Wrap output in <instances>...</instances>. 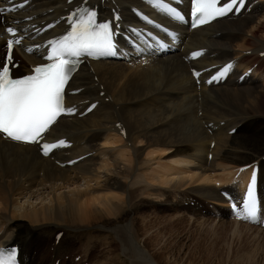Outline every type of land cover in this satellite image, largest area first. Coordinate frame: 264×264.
Listing matches in <instances>:
<instances>
[{
  "label": "bare ground",
  "instance_id": "bare-ground-1",
  "mask_svg": "<svg viewBox=\"0 0 264 264\" xmlns=\"http://www.w3.org/2000/svg\"><path fill=\"white\" fill-rule=\"evenodd\" d=\"M81 1L30 0L21 13L13 17L30 16L24 24L47 22L63 14L64 6L78 5ZM255 1L249 12L230 20L215 21L193 31L178 27L181 30L178 46L182 49L177 51L181 53L176 51L152 60L133 56L128 60L120 56L117 60L83 65L71 80V88H80V91L69 96V104L82 108L86 99L97 100L95 108L83 117L59 119L49 130L50 139L65 136L72 141L68 148L53 153L59 162L88 153L72 166H57L50 157L38 155L34 145L0 137V245L17 243L27 264H47L51 257L54 260L70 251L67 244L75 241L61 236L53 250L48 251L42 247L46 241L43 236L40 248L33 250L37 246L33 240L45 228H86L85 232L98 229L95 234L106 236L114 233V228H121L125 233L120 232L119 249L132 264H158L152 260L153 255L159 260L169 258L171 264V247L163 240L181 220L169 217L166 223L155 220L151 224L149 217L152 213L157 217L159 207L148 213L139 212V208L149 202L147 198L164 197V192L170 191L173 197H195L201 204L202 200H219L214 183L229 185L231 168L264 154V58L258 57L264 51V17L259 22L253 19L262 10L264 1ZM137 2L87 0L85 4L98 5L107 16L109 7H117L124 21L131 18L130 10ZM2 18L4 22L9 19L6 15ZM1 29L0 23V33ZM52 32L53 29L38 39ZM1 46L0 41V63ZM196 47L206 48L198 59L200 67L236 59L233 78L253 62L257 66L240 84L226 79L215 87L200 86L198 100L188 73L189 67L194 65L181 59L182 53ZM14 55L20 62L14 69L16 73L27 63L38 62L34 55ZM99 91H103L101 96ZM225 117L230 118L225 123L231 124L217 127L211 134L202 125ZM116 123L123 127L122 133L118 132ZM237 123L240 125L235 132L227 135L226 131ZM254 129L258 135L252 133ZM211 139L214 145L209 148ZM160 159L166 162L158 163ZM154 160L155 167H151ZM258 183L264 203V160L259 164ZM170 192L165 195L169 197ZM153 202L158 205L157 201ZM177 202H171L176 208L171 210L174 214L192 211ZM214 204L220 209L215 212L226 216L225 205L216 201ZM171 205L167 204L169 208ZM186 211L188 216L194 215ZM110 219L122 220L124 224L110 227L105 223ZM202 220L194 216L192 221ZM221 221L233 227H245L256 236L263 235V231L252 226L226 218ZM149 232H152L150 239ZM83 240L78 244L80 247L85 244V252L77 247L81 259L89 256L92 245L86 238ZM105 243L111 248H107L103 260L105 264H114L115 243L113 240ZM146 244L152 247V253L146 250Z\"/></svg>",
  "mask_w": 264,
  "mask_h": 264
},
{
  "label": "snow or ice",
  "instance_id": "snow-or-ice-1",
  "mask_svg": "<svg viewBox=\"0 0 264 264\" xmlns=\"http://www.w3.org/2000/svg\"><path fill=\"white\" fill-rule=\"evenodd\" d=\"M27 2V0H25ZM152 3L172 17L183 19V15L169 2L165 0H152ZM191 15L193 27L222 17L235 10L239 13L245 6V0H191ZM23 7V5H20ZM2 11V9H0ZM84 11V16L78 14ZM97 13L94 10H81L72 14L71 31L63 35L59 40L52 42L51 53L47 61L35 66L30 74L14 78L11 74L9 63L0 65V133L14 141L40 144L44 134L50 129L59 117L65 112H72L64 105L65 86L70 75L75 71L78 59L81 56H101L115 54V33L110 22L97 23ZM13 28H7V32L13 33ZM15 43H20L17 39ZM13 41H8V49L11 52ZM199 56V52L192 54ZM15 67V65H13ZM232 64L225 65L217 75L213 76L209 83L224 76ZM195 76L199 72L194 71ZM92 107H95L93 105ZM91 111V108L89 109ZM61 140L57 144L43 143L42 149L47 155L51 148L64 145ZM70 163H75L70 161ZM255 173L253 174V183ZM237 208L236 204L232 205ZM244 213L242 219H253L257 216V201L252 184L243 201ZM239 215V213H238ZM15 249L4 255L0 249V264H16Z\"/></svg>",
  "mask_w": 264,
  "mask_h": 264
},
{
  "label": "rangeland",
  "instance_id": "rangeland-1",
  "mask_svg": "<svg viewBox=\"0 0 264 264\" xmlns=\"http://www.w3.org/2000/svg\"><path fill=\"white\" fill-rule=\"evenodd\" d=\"M254 17L255 18L253 19H255L256 22H259L264 17V8L260 10V12H258L257 16ZM255 130L257 129H254L252 133L254 135H258L259 132L255 134ZM249 132L250 129L246 131V135ZM162 162L165 163L166 160L163 161L160 159L158 161V163L161 164ZM155 164L156 163L154 160V162H152V165L150 166L155 167ZM169 192L170 191L164 192V197H160L161 199L164 198L163 201L160 200V198L155 199L154 197L153 198L148 197L147 201L149 202L145 204L146 206L145 205L144 207L141 206L139 208V212L148 213L147 211H151L155 207L156 208L159 207V209L157 210L158 212L157 217L153 213L149 217L151 224H153V221L155 220L157 222L159 221L160 224L166 223L167 222L166 219L169 217L174 218V220L176 219L181 220L180 221L181 224L173 226L168 233V238H164L163 240V243L171 247V255H170V258L172 260L171 264H264V234L260 236H256L251 231L246 230L245 227H241V226L233 227L230 223L224 222L223 224L221 220H215L212 219L211 217H208L209 219L206 222H204L205 221L204 219L199 223L194 221H192L194 222L192 223L191 220H189V218L185 217L184 215L182 214L177 215L169 210V209L176 210V208H174L173 206V203L170 202L171 198L166 196ZM165 193L167 194L165 195ZM150 201L151 202L157 201L158 205L154 204V202L151 203ZM167 204H172V205L169 208ZM164 207L168 208V210H166ZM215 207L217 206L215 205ZM215 209L218 211L219 208L217 207ZM191 210L192 211H186V210L185 211L187 213L194 212L193 214L195 215V218H198L196 216L197 213H195V211L192 208ZM180 216H183L185 218H181ZM105 223L108 224V226L110 227H114L118 224H124L122 220L114 221L111 219L105 221ZM161 227L164 228V226ZM136 228L138 229V227ZM62 230L64 231V234L66 235L67 239H71L75 241L74 244L68 242L67 251L69 249L71 250L73 245H75V247L73 248L74 250H72L73 253L77 251V246H79L78 249L81 248L83 252H85L83 247V245L85 244H83L80 247V244L78 243H80L81 240H83V238H86V240L92 242V245L90 243L91 247L89 250L90 254L88 257L90 264L92 263L105 264V260H103L105 257L103 256H106L105 254H107L108 252L107 248L109 249L111 248V247H107L106 243L104 244V242L108 240L109 241L113 240L115 243L113 244V249L115 248L114 250L115 255L112 254L113 256H115L114 264H132L131 260L128 257H126L124 252L122 253L119 249L120 247L119 239H121L119 238L120 232L121 234L125 233L124 230L121 228H114V233H111L109 236L100 233L95 234V232H97L98 229L89 230V232H85L87 230L86 228L84 230H78V229H62ZM42 231L46 235L45 237L48 238L52 234L54 229L49 227V228H45L44 230H41L38 233L39 236L33 240L34 246L37 245L36 247H33V250L40 248L42 242L41 238H43V235L41 233ZM91 236L95 238H91ZM151 237H152V232H149L148 239H150ZM82 242H85V240H83ZM138 242H140V244L143 243V241H138ZM144 247L146 248V250L152 253L151 250L152 247H150L148 244H146ZM258 249L259 252L256 251ZM149 252L148 255L151 257ZM153 259H155L158 264H169V258H163L159 260L156 256L153 255L152 260Z\"/></svg>",
  "mask_w": 264,
  "mask_h": 264
}]
</instances>
